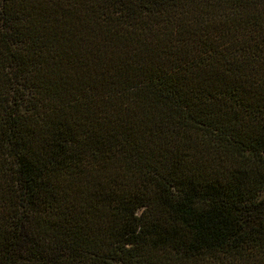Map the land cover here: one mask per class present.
Returning a JSON list of instances; mask_svg holds the SVG:
<instances>
[{
	"label": "trees",
	"instance_id": "trees-1",
	"mask_svg": "<svg viewBox=\"0 0 264 264\" xmlns=\"http://www.w3.org/2000/svg\"><path fill=\"white\" fill-rule=\"evenodd\" d=\"M0 264H264V0H0Z\"/></svg>",
	"mask_w": 264,
	"mask_h": 264
}]
</instances>
